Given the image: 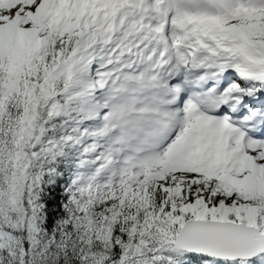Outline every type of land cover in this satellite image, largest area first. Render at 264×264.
Segmentation results:
<instances>
[{
  "label": "trees",
  "instance_id": "trees-1",
  "mask_svg": "<svg viewBox=\"0 0 264 264\" xmlns=\"http://www.w3.org/2000/svg\"><path fill=\"white\" fill-rule=\"evenodd\" d=\"M254 37L264 45V31ZM75 41L48 30L40 54L0 53V264H174L181 257L169 243L190 218L182 207L199 198L234 221L256 210L264 230V188L225 197L204 183L178 189L166 177L130 191L123 184L76 191L67 177L83 152L69 138L81 135L76 116L85 105L70 97L62 70Z\"/></svg>",
  "mask_w": 264,
  "mask_h": 264
},
{
  "label": "rangeland",
  "instance_id": "rangeland-1",
  "mask_svg": "<svg viewBox=\"0 0 264 264\" xmlns=\"http://www.w3.org/2000/svg\"><path fill=\"white\" fill-rule=\"evenodd\" d=\"M41 0H4L0 4V52L7 51H16L21 48L22 45H28L33 53L43 52L44 44L46 42V37L43 36V30L45 22L48 19L55 20L58 25L66 26L67 38L70 39L72 35H76L78 41L76 43L77 49L80 50L79 55H76L75 50L71 51L67 63L72 70H69V74L72 76L73 69L78 70L80 75L83 77L77 76L71 82V86L76 87H91L92 90L85 91L86 101L91 102L95 107V112L93 115H90V120L84 119L83 123V133L84 136L82 139H78L77 143L83 144L85 141L92 140V145L88 147L90 152L91 159L83 162L81 168L82 171L75 175V177H68V181L71 184L76 183V186L79 187L88 180L93 182L103 183L108 176H111L112 173L115 176L120 175L122 166L115 164V160L112 158L114 155H118L116 151L118 148H122L121 140H117L112 143L110 129L111 113L106 112L108 104L110 102L104 99L106 96L109 99V94L107 93L109 88H103L107 84L106 74H102L103 71L94 68L93 62L97 64L96 67L101 68L105 66L107 61V54L109 48H106L98 43L104 41L100 38V31L98 26V20L95 19L94 14H88L86 17L81 18L76 15H68L64 13L62 17L55 19V16L49 17L45 20H37V9L38 4ZM33 16V19L29 22L28 18ZM26 17L27 21H26ZM261 18V16H260ZM7 24V25H6ZM264 27V23H262ZM10 26V28H8ZM237 28V26H236ZM238 29V28H237ZM239 32L244 34L242 30L236 31V34L241 36ZM242 40L247 42V46H254L248 42V37L246 34L241 36ZM30 40H34L33 45L29 44ZM34 44L36 46H34ZM97 48V51L95 49ZM259 50V49H258ZM239 56L242 55L240 48L237 50ZM75 53V55H74ZM78 54V53H77ZM253 54H258L261 57V60H264V51H257L253 49ZM81 55V56H80ZM76 57L81 59V63L75 65ZM249 58H244L241 60L240 65L237 69L242 68L248 62ZM66 63V64H67ZM64 67V66H63ZM97 76V77H96ZM240 86V85H239ZM101 90V91H99ZM75 96V95H74ZM98 107V110H97ZM90 114V113H89ZM90 121V122H88ZM115 123H120L117 121ZM115 124V128H116ZM93 129H96V132L93 134ZM222 144L225 145L222 141ZM182 143V137H177L172 145L169 147L170 155L173 151L179 149V146ZM237 145V146H236ZM236 149L228 152L224 156H220L218 159H212L209 164L202 166L205 163L197 162L200 166H197L195 163L194 153H189L184 159L183 162L171 167L168 171L166 164L168 162L167 154H163L157 161L149 165L146 168L147 171L154 173L156 165H160L162 168L159 169V176H164L163 174H169L170 179H175L181 181L183 184L199 186V183L205 181V186L213 193H218L219 190H225L227 185L232 184L235 181H241L243 178H246L247 184L263 185L264 184V151L258 149H252L248 146H240L241 144L237 143ZM220 149L225 150L226 148L220 147ZM243 153L242 156L240 154ZM166 156V157H164ZM123 160L124 157L120 156ZM124 161V160H123ZM162 178V177H161ZM247 186V185H246ZM235 188V187H234ZM236 206L239 204L237 199H234ZM239 206V205H238ZM78 210H81V205L78 204ZM182 212L193 219H209L224 221L229 215L228 212H225L223 209H219L217 206L210 205H201L199 200L194 203H185L182 207ZM248 217V215L246 216ZM251 213L249 215V220H251ZM236 219H241L237 217ZM229 220V219H228ZM244 221H246L244 219ZM174 243H169V248H175ZM173 248V250H174ZM261 263L264 264V257H261ZM220 264H229L226 260H220Z\"/></svg>",
  "mask_w": 264,
  "mask_h": 264
},
{
  "label": "bare ground",
  "instance_id": "bare-ground-1",
  "mask_svg": "<svg viewBox=\"0 0 264 264\" xmlns=\"http://www.w3.org/2000/svg\"><path fill=\"white\" fill-rule=\"evenodd\" d=\"M135 7L136 3L133 0H41L37 9V19H46L52 14L57 15V13L63 14L66 10L67 13L78 11L84 15L93 12L95 16L98 17L100 23L104 21L102 26L107 27L105 36L107 37V41L109 40L107 45L111 44L112 47L108 51L107 61L109 64L100 69L106 72L108 68L113 66L110 70L113 76L109 78L110 84H108V86H122L124 94L119 101H122V105L125 103L129 104L130 107L141 106L143 108L141 116L146 120L145 125H150L152 119L159 120L162 118L163 111H165L159 106V103L163 101L162 98L164 97L162 96L161 98L157 96V94H164L163 89L165 87L160 81H156V77L153 73L158 66V61L152 60L145 65L137 67V59H135L131 53L133 51L143 52L146 50V46L138 47L145 43L141 38H143V31L146 30V27L141 26V17L136 14L134 10ZM187 23L188 20L181 23V26L186 28ZM215 34L220 35L217 31ZM237 38L238 36L233 37L229 34H222L219 37V39H225L233 44H237ZM152 40H154L153 42L160 41L159 38H152ZM33 43L34 40H30L29 44L33 45ZM242 48L246 49L244 45H242ZM95 51H97V48ZM152 54L153 50L149 53L148 57ZM225 61L231 62L232 60L227 58ZM92 63L95 68L97 64L93 61ZM262 73H264V62H260L258 57L249 59L248 64L239 70V75L245 78L249 76L258 77ZM248 83L252 85L251 82ZM108 111L112 112L110 108H108ZM113 114L115 117L118 116L116 113ZM141 119V117H137V123H134L133 130L125 126L122 133L125 135L128 134V136L131 133L138 134L139 130L137 124ZM130 122L133 123L134 119H131ZM162 123H164V121ZM156 125L158 127L160 126L158 122ZM199 127H203L202 135L208 138L206 145L209 144L210 148L206 150L208 151L207 153L214 155L215 152L219 151V149L216 148H218L222 135L220 132L216 131V127L211 128L208 125H200ZM196 129L197 128L194 127L190 130L188 138L184 140L180 151L184 149L186 144L193 140L194 136L197 134V131H195ZM112 133V140H115L117 134H115V131H112ZM229 138L230 143H227V149L233 150L231 145L237 140V137L229 136ZM218 155L223 156L222 152Z\"/></svg>",
  "mask_w": 264,
  "mask_h": 264
},
{
  "label": "water",
  "instance_id": "water-1",
  "mask_svg": "<svg viewBox=\"0 0 264 264\" xmlns=\"http://www.w3.org/2000/svg\"><path fill=\"white\" fill-rule=\"evenodd\" d=\"M177 246L215 259H252L264 252V234L244 223L189 219L179 228Z\"/></svg>",
  "mask_w": 264,
  "mask_h": 264
}]
</instances>
